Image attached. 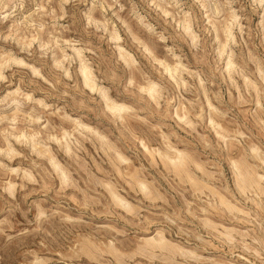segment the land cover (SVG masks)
<instances>
[{"label":"rangeland","instance_id":"374dc122","mask_svg":"<svg viewBox=\"0 0 264 264\" xmlns=\"http://www.w3.org/2000/svg\"><path fill=\"white\" fill-rule=\"evenodd\" d=\"M0 264H264V0H0Z\"/></svg>","mask_w":264,"mask_h":264},{"label":"bare ground","instance_id":"6f19581e","mask_svg":"<svg viewBox=\"0 0 264 264\" xmlns=\"http://www.w3.org/2000/svg\"><path fill=\"white\" fill-rule=\"evenodd\" d=\"M87 73H88V72H87ZM88 74H89V73H88ZM86 76H87V75H86ZM86 79H87V78H86ZM87 80H88V79H87ZM88 82H89V80H88ZM91 86H92V85H91ZM111 108H112V107H111ZM113 108H114V107H113ZM184 156H185V155H184ZM184 156H183V157H184ZM183 157H182V158H183ZM169 158H170V157H169ZM184 158H185V157H184ZM179 160H180V159H179ZM180 161H182V160H180ZM180 161H179V162H180ZM183 161H184V160H183ZM183 161H182V162H183ZM175 162H176V161H175ZM177 163H178V162H177ZM180 164H181V163H180ZM180 164H178V165H180ZM184 164H185V162H184ZM238 171H239V170H238ZM244 172H245V171H244ZM247 172H248V170H247ZM240 173H243V171L240 172ZM246 174H247V173H246ZM237 175H238V173H237ZM244 175H245V174H244ZM247 175H251V174H247ZM255 175H256V174H255ZM241 176H242V174H241ZM253 176H254V175H253ZM253 176H252V177H253ZM244 177L247 178L246 175L243 176V179H245ZM239 178H240V177H239ZM243 179H241V181H242ZM248 179H251V178L249 177ZM248 179H245L246 181L243 180L244 183H245V186H246V182H247ZM253 179H254V178H253ZM253 179H251V180H253ZM255 179H256V178H255ZM236 181H237V179H236ZM249 182H250V180H249ZM249 182H248V183H249ZM252 182H254V181H252ZM255 182H256V181H255ZM255 182H254V183H255ZM257 182H258V180H257ZM248 183H247V186L249 185ZM239 184H241V183H239ZM242 184H243V183H242ZM243 185H244V184H243ZM250 185H251V184H250ZM253 185H254V184H253ZM259 185H260V184H259ZM260 186H261V185H260ZM197 187H198V186H197ZM255 187H257V186H255ZM198 188H199V187H198ZM199 189H200V188H199ZM201 189H202V188H201ZM246 189H247V187H246ZM259 189H260V188H259ZM244 190H245V188H244ZM244 190H243V191H244ZM213 192H214V191H213ZM114 195H115V194H114ZM118 197H119V196H117V198H118ZM224 199H225V198H224ZM226 199H227V198H226ZM222 200H223V199H222ZM228 200H229V199H228ZM219 201H220V200H219ZM225 201H226V200H224V202H225ZM220 204H221V203H220ZM226 204H227V203H226ZM231 205H232V204H231ZM231 205H230V206H231ZM228 206H229V204H228ZM232 207L235 208L236 206L233 205ZM229 208H230V207H229ZM218 209H219V208H218ZM238 209H239V208H238ZM231 210L233 211V209H231ZM232 213H233V212H232ZM150 243H151V242H150ZM161 243H162V241L160 242V244H161ZM161 245H162V244H161ZM164 245H165V243H163V246H164ZM156 246H157V245H156Z\"/></svg>","mask_w":264,"mask_h":264}]
</instances>
